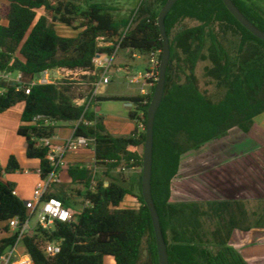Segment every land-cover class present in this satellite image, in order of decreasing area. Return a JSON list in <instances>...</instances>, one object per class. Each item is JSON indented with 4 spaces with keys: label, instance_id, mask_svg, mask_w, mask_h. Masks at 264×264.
Masks as SVG:
<instances>
[{
    "label": "trees",
    "instance_id": "trees-1",
    "mask_svg": "<svg viewBox=\"0 0 264 264\" xmlns=\"http://www.w3.org/2000/svg\"><path fill=\"white\" fill-rule=\"evenodd\" d=\"M6 1L0 5V73H20L21 84H11L0 77V113L25 103L22 121L26 124L19 128V134L25 138L27 157L40 160L42 177L52 169L47 158L51 148L40 145L39 139L53 136L58 122L76 123L82 116L95 121L94 125L80 123L77 127V134L95 137V164L70 165L69 187L46 195L61 199L67 207H83L71 223L57 221L52 230L38 227L24 234L22 242L32 262L104 264L105 256H111L116 264H140L146 250L144 264H159L154 226L142 195V177L137 195L141 206L118 208L134 191L131 184L111 173L117 168L143 166V153L133 148L145 145L146 128L139 131L136 127L129 135H113L102 115L92 109L85 111V105L73 102L70 85L32 83L48 69L93 71L94 57L112 52L118 45L142 55L155 52L161 59L163 40L158 15L168 0L142 4L138 12L144 16L131 26L128 18L117 19L99 0ZM233 1L264 31L262 13L253 14L242 0ZM154 4L160 10H153ZM185 19L199 23L172 37L174 28ZM57 24L82 30L76 36H65L58 32ZM165 24L171 58L154 126L152 195L170 264H215L207 246L210 241L202 234V219L208 216L220 220L227 205L221 201L207 203L209 208L205 209L197 202L173 203L172 182L180 172L183 155L219 140L236 127L250 133L256 117L264 113V40L242 25L223 0H178ZM227 31L240 36L236 47L225 42ZM99 41L112 45L101 47ZM201 61L208 62L205 75L214 84V92L200 87L196 69ZM156 83L147 94L99 96L98 100L132 103L129 117L146 127ZM40 115L56 124L35 120ZM98 165L105 166L104 178L97 177ZM22 171L15 155L9 157L5 167L0 166V223H5V231L10 230L12 218L24 221L28 215L25 201L14 194L15 184L3 180L4 173ZM86 201L90 204L86 205ZM235 205L247 216L242 202L236 201ZM260 214L255 224L240 228L264 227V211ZM235 218L230 226L219 222L211 235L213 244H228ZM17 238L18 233H14L0 239V258ZM53 241H61V250L50 255L44 246Z\"/></svg>",
    "mask_w": 264,
    "mask_h": 264
},
{
    "label": "rangeland",
    "instance_id": "rangeland-1",
    "mask_svg": "<svg viewBox=\"0 0 264 264\" xmlns=\"http://www.w3.org/2000/svg\"><path fill=\"white\" fill-rule=\"evenodd\" d=\"M101 3L106 5V7L109 8V11L117 18H128L129 19V26L136 24L137 18L142 15L141 11L138 12V9L141 7V5H145L146 3H152L154 0H99ZM246 6L252 10L251 13L255 14L256 12L262 13L264 16V0H242ZM153 10H160L158 6L155 4L152 5ZM143 9V8H142ZM139 20V18H138ZM81 20L76 23H78ZM199 22L192 19H185L181 21L173 30L172 37L176 32H178L181 29H184L186 27H192L197 25ZM57 30L60 34L65 36H76L82 29H77L74 27H64L59 24H57ZM225 38V42L232 46L236 47L240 42V36L237 34H233L230 31H227L226 34L223 36ZM99 45L101 47H106L109 45H106L103 41H99ZM113 52V51H112ZM111 54V52H108ZM118 55L116 56L115 60H113V65L115 68L122 67L124 69H127V66H124L122 64L131 62V67L129 70L130 72L127 73L125 71H112L111 81L106 86V93L103 94V96H107L110 94H125L126 95H137L141 93V87L143 86L147 92H151L152 87L154 84L147 85L144 84V79L142 78L139 83H129L128 82V74L130 77L133 75H139V74H145L147 67L149 65V54H140L139 52H133L129 49H121L117 51ZM137 53L134 57V54ZM142 56V57H141ZM136 63H138L136 65ZM208 62L201 61L199 62L196 73L199 78V84L201 89L207 90L209 93L215 91V86L213 83L210 82V80L205 75V66ZM133 65V66H132ZM72 72V71H71ZM69 71H64L66 76H69L71 74ZM73 75L77 77V80L79 79H85L90 80L93 79L92 77H88L86 74H83L81 69H76L73 71ZM41 77V74H38L35 78L39 79ZM71 86V85H70ZM89 90L86 86H80V85H73L71 86V93L72 94H78L82 92H87ZM97 111L100 115L103 117L109 118L113 115H124L128 116V112L126 111L125 106L121 101H114V100H104L100 102L97 106ZM141 117V114L139 115ZM138 125L137 128L139 131L145 130V126L141 121L137 120ZM263 132V131H262ZM130 133H127L125 135H129ZM245 138H250V140L254 141L250 144L253 146H247L245 147L246 152L245 154L247 156L252 157L254 168L258 170V173H255L254 177H257L261 179L263 177L261 173V168L264 167V133L262 135L260 128L253 126L250 133H244L241 131L238 127L231 129L228 134L219 140L213 141L207 146H203L197 150H194L193 153L184 155V159L182 162V168L180 169V172L173 180V186H174V201H180L184 200L186 198L191 200H208L211 199H222L221 202L225 203L227 205V208L223 209V217L218 220L217 218H209L208 216L204 217L202 219L204 228L202 229V234L204 235L205 239L207 238L208 241V250L211 252L214 263L215 264H263L262 263V254L261 252H264V240H262V236L260 235V232H257L258 234L255 235V238L252 240L245 239L244 231H241V226L253 223L255 224L259 217H261L260 213L264 211V188L255 189L254 191H244V193H241L238 189H236L232 182L235 184V182L239 181V176L234 173V171L231 169L230 165L234 168L236 167L234 162L236 161L240 164V161L243 159V155H239V157H229V152H233V150L229 149L231 142L234 141H242ZM256 140V141H255ZM249 141V140H248ZM249 144V145H250ZM241 146V145H240ZM220 147L223 152H219L216 154L217 158H212V161H219L218 166L214 167L217 177L221 179V185L222 189H216L214 191H205V186H201L198 189H189L185 186H183L184 179H187L190 177L194 178L197 177V172H199L200 169L205 167L202 160V157L205 156V151L215 150L216 148ZM228 148V149H227ZM227 149V150H226ZM133 150H136L138 153L144 152V146H140L137 148H133ZM220 153V155H219ZM244 154V158H247ZM34 161H37V159H34ZM229 161V162H228ZM229 163V164H228ZM95 161L91 163V165H94ZM99 169H101V175L100 173L97 174V177L104 178V165H98ZM244 167V166H243ZM213 169V170H214ZM30 173L26 172L25 169L22 172H13L8 173L10 175H15L17 178H20L23 183H25L29 188H31L32 184L36 182L38 184L41 181V178L39 177L38 180L37 176L35 174V171L29 170ZM112 176L120 179H129V177H132V172L129 168L123 169V168H117L113 170ZM236 174V175H235ZM5 175V174H4ZM134 177V176H133ZM236 178V179H235ZM232 180V181H230ZM235 180V181H234ZM64 181V179H63ZM126 181V180H125ZM131 184V187L133 190H135L133 184L131 181L129 182ZM129 184V185H130ZM70 184H59L55 186V189L62 188L66 190L69 187ZM37 185H35L36 188ZM204 187V188H203ZM34 188V190H35ZM235 188V189H234ZM138 193L140 190H136ZM212 192V194L210 193ZM243 192V191H242ZM34 194V193H33ZM219 197V198H218ZM236 201H240L243 203V211L246 212L247 216H243V213H241V210H238V207L235 205ZM205 209H208L209 207L207 204H205ZM73 207V206H72ZM71 207V208H72ZM83 205H78L73 207L74 211L76 213H79L82 209ZM263 210V211H262ZM240 212V213H239ZM236 216V221L233 226L235 228L231 231L230 239L228 241V244L222 246L218 244L212 243V233L217 230V227L219 226V222H225V224H228L230 226L231 220ZM250 219H249V218ZM38 218V212L33 216L31 225L34 226L36 223V220ZM241 220V221H240ZM249 220V221H247ZM240 221V222H239ZM247 221V222H245ZM237 226V227H236ZM243 230V229H242ZM224 234V232H223ZM243 235V236H242ZM259 235V236H258ZM214 242V241H213ZM23 246V244H21ZM258 253V254H257ZM246 256L249 258V261H247ZM146 261V250H144L143 257L141 259L140 264H144ZM254 261V262H253ZM253 262V263H251ZM104 264H116L115 260L111 256H105L104 258Z\"/></svg>",
    "mask_w": 264,
    "mask_h": 264
},
{
    "label": "crops",
    "instance_id": "crops-1",
    "mask_svg": "<svg viewBox=\"0 0 264 264\" xmlns=\"http://www.w3.org/2000/svg\"><path fill=\"white\" fill-rule=\"evenodd\" d=\"M6 0H0V5L6 3ZM137 53H135L136 55ZM118 55V54H117ZM135 57V56H134ZM142 57V56H141ZM131 62L129 64L124 63L122 65L127 66L128 69L132 68L131 67ZM138 63H136L137 65ZM133 66V65H132ZM55 74V73H54ZM57 75V74H55ZM20 73H10L8 74L7 77H4V79L7 82H10L11 84H16L18 83ZM0 77H3V74L0 73ZM96 78V76H93V79ZM112 82V81H111ZM106 85H103L100 89V96H103L104 93H106ZM125 94H110V95H126ZM107 94V96H110ZM126 96H132V95H126ZM83 97V92L78 93V94H72L73 100L76 98H81ZM100 103V102H99ZM123 105L126 108V111L128 112V116L124 115H113L109 118L104 117V122L105 125L110 133L113 135H125L127 133H131L138 125L139 122L136 120H132L129 117V111L133 109V104L127 105L125 104L126 102H122ZM25 103L21 102L18 103L17 105L7 109L6 111L0 113V166L5 167V165L8 162V159L11 155H15L22 167V169H25V173L29 172V170L35 171V174L37 176V179H39L40 175L38 173V169L40 168V160L37 159V161H34V159L28 158L26 155V141L25 138L19 134V128L22 125H25L26 123L22 121V114L24 111ZM72 122H58L57 123V129H56V136L57 138L54 139V143H61L63 142L70 134L72 131L73 127ZM255 126L260 128L261 133L263 135L264 133V113L257 116L255 120ZM263 131V132H262ZM249 140V141H248ZM256 141V140H255ZM241 141H234L231 142L229 149L233 150V152H229L230 156L229 157H234L237 158L239 155L242 156V160L240 161V164L236 161L233 164H235L236 167H231V169L234 171L239 176V181L235 182V184L232 182V185L241 191V193H244V191H254L255 189H260L261 187L264 188V167L261 168V173L263 177L261 179L254 177L255 173H258V170L254 168V161L252 157L247 156L245 154L246 149L245 147H253L252 145L254 144L253 140L251 141L250 138H245L242 143ZM253 143L252 145L250 143ZM250 144V145H249ZM241 145V146H240ZM207 146V145H205ZM228 149V148H227ZM226 149V150H227ZM222 149L220 147L216 148L215 150H210V151H205V156L202 157V160L204 163L203 164L205 167L199 170L197 172V177H190L187 179H184L183 181V186L189 188V189H198L201 186H205V191H214L216 189H222L221 185V179L217 177L216 171L214 167L218 166V163L221 161H212V158H217L216 154H218V151L221 153ZM194 151V150H193ZM193 151H190L187 153L191 154ZM219 153V155H220ZM244 154L246 155L247 158H244ZM95 153L92 148L89 149H83L78 153H70L66 157L67 161V168L62 171V178L64 179L62 184H70L71 179L68 174V167L73 164L77 165H91L92 162L95 161L94 157ZM221 156V155H220ZM184 159V155L182 158V162ZM229 162V161H228ZM221 163V162H220ZM229 164V163H228ZM244 166V167H243ZM182 168V165H181ZM96 169V174L101 175V169H99L97 166H95ZM130 171L132 172L133 175L132 177H129V179H125L128 184L131 181L133 184L135 190H133V194H128L125 199L120 203L118 208H135L138 209L141 206V202L138 199V190L140 188V180L142 177V167L140 166H134L129 168ZM214 169V170H213ZM113 172V171H112ZM19 173V172H18ZM5 174V173H4ZM235 174V175H236ZM259 174V173H258ZM105 176V174H104ZM134 176V177H133ZM41 178V177H40ZM236 179V178H235ZM3 180L4 181H10L15 184V193L16 195L22 199L23 201L31 200L33 199V193H34V188L37 181L32 184L31 188L28 189L27 185L21 181L20 178H17L15 175H10V174H5L3 175ZM232 181V180H230ZM235 181V180H234ZM106 184H108V181H105ZM204 188V187H203ZM234 188V189H235ZM218 189V190H219ZM55 187L51 189V191H54ZM243 191V192H242ZM212 194V192H210ZM174 186L172 182V195H171V202L173 203H192V202H197L200 204H207V203H215V202H220L222 199L219 200L217 199H211L209 198L208 200H203V201H198V200H191V199H184L180 201H174ZM208 206V204H207ZM4 225L5 223H0V239L8 237L12 234H14V230L10 228L9 231L4 230ZM33 227V226H32ZM34 228V227H33ZM33 229H31V232ZM241 231H244V229ZM257 232H260V235L262 236V240H264V227H255L251 228L250 230H245L244 231V236L245 239H250L252 240L255 238V235L258 234ZM243 236V235H242ZM259 236V235H258ZM264 242V241H262ZM19 249L21 251H25V247L19 246ZM258 254V253H257ZM262 256V263L264 264V252H261ZM247 261H249V258L246 256ZM254 262V261H253ZM251 262V263H253ZM32 264H34L32 262Z\"/></svg>",
    "mask_w": 264,
    "mask_h": 264
},
{
    "label": "built area",
    "instance_id": "built-area-1",
    "mask_svg": "<svg viewBox=\"0 0 264 264\" xmlns=\"http://www.w3.org/2000/svg\"><path fill=\"white\" fill-rule=\"evenodd\" d=\"M106 45H112L110 42H104ZM120 46L110 53L102 52L98 53L94 59V70H82L83 74H86L88 77L96 76L94 79L85 80L79 79L73 75L72 69H54V70H45L41 74L39 79H34L32 85L35 84H51L57 83L59 85H80L86 86L89 88L87 92H83V97L75 98L73 102L77 105H85V111L92 109L97 111V106L99 104V96L100 89L103 85L108 84L111 81V72L112 71H125L127 73L130 70L124 69L122 67L115 68L113 65V60H115L117 56V51ZM135 56V54H134ZM160 69V59L158 58V54L152 52L149 54V65L145 74L133 75L132 77L128 74V82L129 83H139L140 80L144 79V84L151 85L154 84L155 81L158 80ZM76 70V69H75ZM64 71H69L71 74L66 76ZM57 75H55V74ZM8 74H4L3 77H7ZM19 76V80H20ZM21 84V81L18 82ZM148 92L142 86L141 94H147ZM99 114V113H98ZM35 120H44L46 125H55L56 122L47 116L40 115ZM80 123H84L85 125H94L95 121L88 120L82 116V118L73 124L71 134L61 143H54V139L57 138L56 133L51 137H44L39 139V144L43 146L50 147V152L47 156L52 169L42 177V169L41 167L38 169V173L41 177V181L37 184L33 199L25 201V205L28 209V215L24 221H21L19 217H14L10 220L9 226L15 232L18 233V238L15 244L0 258V264H32V260L25 251H21L19 246L23 244V236L25 233L31 232V229L34 232L38 227H42L46 230H52L57 221L64 223H71L75 219V215L77 214L73 208L67 207L64 202L57 197H49L47 198V193L51 192V189L56 185L63 183L62 171L67 168L66 157L70 153H78L83 149L92 148L94 150L95 147V137L93 136H84L77 134V127ZM126 169V168H123ZM96 180L93 181V186L96 185ZM106 184V183H105ZM14 194L15 191H14ZM86 205H89L90 202L86 201ZM38 212V218L36 223L34 224V228L31 225V221L33 216ZM24 247V245H23ZM44 249L46 253L50 255H55L61 250V241H53L45 244Z\"/></svg>",
    "mask_w": 264,
    "mask_h": 264
},
{
    "label": "water",
    "instance_id": "water-1",
    "mask_svg": "<svg viewBox=\"0 0 264 264\" xmlns=\"http://www.w3.org/2000/svg\"><path fill=\"white\" fill-rule=\"evenodd\" d=\"M178 0H168L158 15V25L163 40V49L161 52L159 76L155 86V91L148 108L147 125H146V142L143 152L142 166V195L146 205L148 206L154 226L156 243L159 255V264H170L168 245L165 240L160 217L155 206L152 195V172H153V147H154V126L158 109L161 105L165 94L167 69L171 58V43L166 30L165 19L174 4ZM229 11L244 25L250 32L258 38L264 40V31L253 23L236 5L233 0H223ZM131 105L132 103L126 102Z\"/></svg>",
    "mask_w": 264,
    "mask_h": 264
},
{
    "label": "bare ground",
    "instance_id": "bare-ground-1",
    "mask_svg": "<svg viewBox=\"0 0 264 264\" xmlns=\"http://www.w3.org/2000/svg\"><path fill=\"white\" fill-rule=\"evenodd\" d=\"M26 264H29V263H26Z\"/></svg>",
    "mask_w": 264,
    "mask_h": 264
}]
</instances>
